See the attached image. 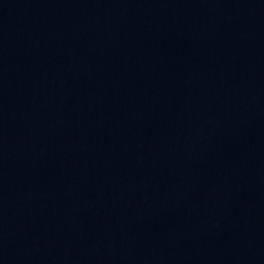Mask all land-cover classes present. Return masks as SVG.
<instances>
[{
  "label": "water",
  "instance_id": "water-1",
  "mask_svg": "<svg viewBox=\"0 0 264 264\" xmlns=\"http://www.w3.org/2000/svg\"><path fill=\"white\" fill-rule=\"evenodd\" d=\"M0 264H264V0H0Z\"/></svg>",
  "mask_w": 264,
  "mask_h": 264
}]
</instances>
